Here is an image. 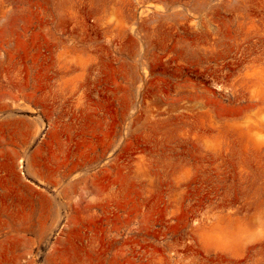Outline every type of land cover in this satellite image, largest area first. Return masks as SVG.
<instances>
[{
	"label": "rangeland",
	"instance_id": "1",
	"mask_svg": "<svg viewBox=\"0 0 264 264\" xmlns=\"http://www.w3.org/2000/svg\"><path fill=\"white\" fill-rule=\"evenodd\" d=\"M263 110L264 0H0V264H264Z\"/></svg>",
	"mask_w": 264,
	"mask_h": 264
},
{
	"label": "bare ground",
	"instance_id": "2",
	"mask_svg": "<svg viewBox=\"0 0 264 264\" xmlns=\"http://www.w3.org/2000/svg\"><path fill=\"white\" fill-rule=\"evenodd\" d=\"M256 103H257V102H256ZM257 108H259V107H257ZM260 108H261V107H260ZM259 110H261V109H259ZM263 111H264V110H263ZM263 111H262V112H263ZM263 113H264V112H263ZM259 117H261V116H259ZM248 118H249V117H248ZM257 118H258V117H257ZM263 118H264V116H263ZM249 120L252 121L251 118H250ZM250 121H249V123H252V122H250ZM253 122H254V121H253ZM261 122H262V121H261ZM263 122H264V121H263ZM258 123L260 124V122H258ZM252 124H257V123H252ZM260 125H261V124H260ZM262 125H263V127H264V123H262ZM252 126H253V125H252ZM255 126H257V125H255ZM248 127H249V126H248ZM250 127H251V126H250ZM259 128H261V127H257L256 130L259 129ZM248 129H249V128H248ZM253 129H254V127H253ZM259 130H260V129H259ZM249 131H250V130H249ZM257 131H258V130H257ZM74 166H75V165H74ZM74 166H73V167H74ZM78 186H79V185H78ZM196 222H197V221H196ZM199 225H201V224H199ZM205 225H206V224H205ZM220 225H222V224H220ZM235 225H236V224H235ZM235 227H236V226H235ZM246 227H247V226H245V228H246ZM242 229L244 230L243 227H242ZM240 230H241V228H240ZM246 230H247V229H246ZM241 231H242V230H241ZM245 232H246V231H245ZM231 233H232V232H231ZM249 234H250V233H249ZM243 235H244V234H243ZM243 235H242V236H243ZM249 236H250V235H249ZM239 237H240V236H239ZM245 237H246V236H245Z\"/></svg>",
	"mask_w": 264,
	"mask_h": 264
}]
</instances>
